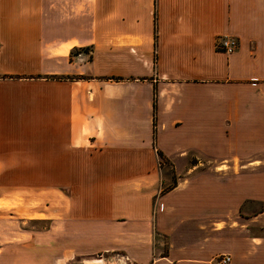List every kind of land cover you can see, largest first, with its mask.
<instances>
[{
	"label": "crops",
	"instance_id": "1",
	"mask_svg": "<svg viewBox=\"0 0 264 264\" xmlns=\"http://www.w3.org/2000/svg\"><path fill=\"white\" fill-rule=\"evenodd\" d=\"M4 110L37 133L2 145L58 148L0 153V200L17 201L0 220L51 217L18 198L19 173L42 172L27 189L69 188L38 202L82 255L264 264V0H0L7 128ZM81 221L94 241L77 247Z\"/></svg>",
	"mask_w": 264,
	"mask_h": 264
},
{
	"label": "rangeland",
	"instance_id": "2",
	"mask_svg": "<svg viewBox=\"0 0 264 264\" xmlns=\"http://www.w3.org/2000/svg\"><path fill=\"white\" fill-rule=\"evenodd\" d=\"M78 50V49H77ZM77 50H73L72 52L75 53ZM89 51L88 49H86ZM87 59H91L90 53L87 54ZM7 93L4 92L5 96L2 98L7 97ZM26 95L25 91H21L20 98H24ZM15 113V114H14ZM14 113H9L6 110L3 111L2 115L5 119H7V125L8 127L5 128L4 125L0 124V136H3L5 133H12L14 135H20L22 137L25 136H31L36 134L37 132L32 131L31 129H23L18 127V124L15 123L13 120H15L19 115L16 114V111ZM11 127L13 129H11ZM39 133V132H38ZM57 146H51V147H32V146H25V145H18V146H5L2 145L0 142V153L3 151H13L18 153H25L28 155H35V154H41L47 151L55 152L57 149ZM54 149V150H53ZM64 174L68 172H63ZM28 174V175H27ZM22 175V177H21ZM20 179L19 182H23L24 186L26 188H23L24 193L20 192V195L18 198L26 200L27 196H31V200L34 201V204L37 206L42 205L46 212L51 213V217L44 216L43 218H35V219H29L27 218L24 221L20 220H12L10 217L9 219H2L0 220V264H6L5 260L6 257H8L10 260H13L16 264H18V261L21 263H26L27 261H34V264H59L61 258H68L71 259V262L73 264H106L103 259H94V252L82 255L81 252L75 251L73 249L66 248L65 242L67 238L64 237V235H60L59 233V220L53 219L57 216V213L59 210L51 211V208L45 205V203H39L42 202L43 197L46 196L47 192L49 191H55L58 196L64 195L65 192L69 190L68 187L64 189H49L47 192H35L33 189H27L28 185L26 183L28 182H35L37 180L42 181V172H21L19 173ZM94 176V175H91ZM66 178L68 176L64 175L61 182H65ZM55 181L59 180L57 172H50L48 175V180ZM94 180V178L92 179ZM68 181V179L66 180ZM51 182V181H50ZM71 182V180H70ZM65 184V183H62ZM55 186V185H51ZM65 191V192H64ZM66 194V193H65ZM35 195V196H34ZM34 197L36 199H34ZM47 198V197H46ZM45 198V199H46ZM51 199L55 198V196L50 197ZM36 200V201H35ZM39 201V202H38ZM12 202H15L13 204H17V201H13L10 199L0 200V205L4 208H12L13 204ZM10 211V210H9ZM80 226H77L75 229L78 230L76 233V239L73 240V242L76 244L77 247H81V243L83 244H90V242L94 241V233H88L87 232H93L94 231V225L92 223L88 224L86 221H81L79 223ZM50 230V231H48ZM82 231L85 233L82 234ZM14 244L11 248L6 247L7 244ZM124 253L122 251H118L115 254L114 262L116 264H123L124 263ZM3 261L1 262V260ZM18 260V261H17ZM7 261V260H6Z\"/></svg>",
	"mask_w": 264,
	"mask_h": 264
},
{
	"label": "built area",
	"instance_id": "3",
	"mask_svg": "<svg viewBox=\"0 0 264 264\" xmlns=\"http://www.w3.org/2000/svg\"><path fill=\"white\" fill-rule=\"evenodd\" d=\"M238 42L236 39L233 38H224L218 42V47L224 50L232 51ZM232 261V256L230 253H219L213 256L209 260V264H230Z\"/></svg>",
	"mask_w": 264,
	"mask_h": 264
},
{
	"label": "trees",
	"instance_id": "4",
	"mask_svg": "<svg viewBox=\"0 0 264 264\" xmlns=\"http://www.w3.org/2000/svg\"><path fill=\"white\" fill-rule=\"evenodd\" d=\"M86 49V48H85ZM54 77H59V78H67V77H70V76H56V75H53Z\"/></svg>",
	"mask_w": 264,
	"mask_h": 264
}]
</instances>
